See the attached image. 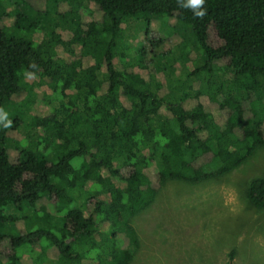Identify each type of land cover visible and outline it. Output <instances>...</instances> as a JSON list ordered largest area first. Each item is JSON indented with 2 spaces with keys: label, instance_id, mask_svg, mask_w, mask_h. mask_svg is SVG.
Returning <instances> with one entry per match:
<instances>
[{
  "label": "trees",
  "instance_id": "1",
  "mask_svg": "<svg viewBox=\"0 0 264 264\" xmlns=\"http://www.w3.org/2000/svg\"><path fill=\"white\" fill-rule=\"evenodd\" d=\"M181 4L0 0V264H130L163 186L264 147V0Z\"/></svg>",
  "mask_w": 264,
  "mask_h": 264
},
{
  "label": "rangeland",
  "instance_id": "2",
  "mask_svg": "<svg viewBox=\"0 0 264 264\" xmlns=\"http://www.w3.org/2000/svg\"><path fill=\"white\" fill-rule=\"evenodd\" d=\"M143 27V20H130L125 37ZM19 131L27 138L32 133L25 125ZM260 176L264 147L218 179L168 182L152 205L131 220L140 247L130 264H228L231 250L230 264H264V209L251 206L245 195L250 180Z\"/></svg>",
  "mask_w": 264,
  "mask_h": 264
},
{
  "label": "clouds",
  "instance_id": "3",
  "mask_svg": "<svg viewBox=\"0 0 264 264\" xmlns=\"http://www.w3.org/2000/svg\"><path fill=\"white\" fill-rule=\"evenodd\" d=\"M204 2L205 0H186V4H181L180 6L192 8L194 15L197 18H202L206 14L205 10L203 9ZM10 126H11L10 121L5 123L4 125L5 128H8Z\"/></svg>",
  "mask_w": 264,
  "mask_h": 264
}]
</instances>
